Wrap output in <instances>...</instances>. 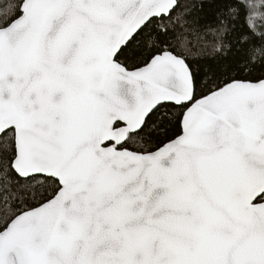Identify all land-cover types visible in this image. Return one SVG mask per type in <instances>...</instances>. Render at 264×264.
<instances>
[{
	"label": "snow or ice",
	"instance_id": "1",
	"mask_svg": "<svg viewBox=\"0 0 264 264\" xmlns=\"http://www.w3.org/2000/svg\"><path fill=\"white\" fill-rule=\"evenodd\" d=\"M0 264H264V0H0Z\"/></svg>",
	"mask_w": 264,
	"mask_h": 264
}]
</instances>
